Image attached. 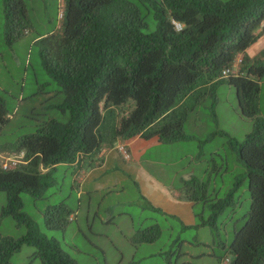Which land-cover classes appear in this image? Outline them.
<instances>
[{"label":"trees","instance_id":"16d2710c","mask_svg":"<svg viewBox=\"0 0 264 264\" xmlns=\"http://www.w3.org/2000/svg\"><path fill=\"white\" fill-rule=\"evenodd\" d=\"M61 1L59 31L39 36L36 44L44 70L64 95L59 107L69 118L49 119L35 132L0 147L2 152L24 151L26 161L15 170L0 168V191L7 195L1 215H12L29 227L25 236L1 239L0 264H9L23 244L34 247L32 258L39 264H76L56 239L34 230L20 212V195L40 198L57 166L79 169L84 160H95L104 146L117 140L185 139V102L219 84L235 88L241 115L254 123L252 133L233 142L236 158L247 171L250 205L225 261L264 264V122L257 104L264 63L255 59L248 64L242 58L238 74L220 76L262 35L264 0ZM23 5V0H6L8 26L21 17L26 20ZM8 120L0 98V127ZM196 186L201 193L189 197L206 201V186ZM231 201L230 193L212 206L220 212ZM65 214L69 212L63 203L50 206L46 225L63 228Z\"/></svg>","mask_w":264,"mask_h":264},{"label":"rangeland","instance_id":"374dc122","mask_svg":"<svg viewBox=\"0 0 264 264\" xmlns=\"http://www.w3.org/2000/svg\"><path fill=\"white\" fill-rule=\"evenodd\" d=\"M5 2L0 0V98L9 120L0 127V147L35 132L38 124L49 119L66 122L69 118L59 107L64 95L44 70L36 44L39 36L59 31L62 1L23 0L27 18L13 20L10 26ZM148 22L153 25L150 16ZM19 31L21 35L14 36ZM183 108L186 139L154 146L140 162L159 184H148L146 189L138 173L124 171V154L117 156L116 150L103 169L90 170L87 159L82 170L58 166L40 198L20 195V212L35 231L56 239L76 264H223L250 205L247 171L236 158L233 142L251 133V120L241 115L236 90L227 84L199 92ZM261 109L264 112V90ZM196 183L206 186L207 198L193 202L192 225L182 206H176L173 216L150 206L165 189L199 194ZM230 193L231 203L215 212L212 204ZM6 203L2 190L0 241L25 236L29 228L12 215H1ZM60 203L73 219L65 214L63 228H49L45 212ZM33 252L32 245L23 244L9 264H39Z\"/></svg>","mask_w":264,"mask_h":264},{"label":"crops","instance_id":"0c3cea01","mask_svg":"<svg viewBox=\"0 0 264 264\" xmlns=\"http://www.w3.org/2000/svg\"><path fill=\"white\" fill-rule=\"evenodd\" d=\"M263 52H264V31L260 36V38L253 45H251L245 51L244 54H240L239 56L242 58H246L248 60V64L255 59H259L260 62L264 63V55H262ZM259 84H260V91L257 100L258 117L264 122V112L261 109V100L264 90V79L261 80ZM251 124H252V130H254V123L252 120H251ZM185 139H181V140H185ZM162 143L164 142L160 143V141L156 137L149 140H145L142 139L141 137L136 136L123 141L117 140L112 146L106 145L100 150V152L96 154L95 160H92V162L89 163L90 166L89 169L96 170V169L106 168L107 162L110 159H112V157L114 156L113 153L111 152H116L117 150L116 152L117 156L118 154L122 156L123 154L120 153V148L122 147L126 151V154L128 155L127 157H125L124 155L122 157L124 162V171L130 173L129 171L133 170V172L138 173V175H136V177L139 178L138 181L144 186H146L147 187L146 189H148V184L157 185L159 183L152 174H149L148 171H145L142 168L140 162L142 157L146 154L145 152H147L148 149L154 146L161 145ZM83 166L84 164L81 165L80 167L81 170L83 169L82 168ZM70 167H74L75 169H77L76 165ZM99 187H102V185L100 184ZM165 190L166 191H161L160 193L158 192L159 194H157V200L154 199L151 200L152 203L150 204V206H152V208H154L155 210L165 209V211L172 216L174 215L173 214L174 211H176L177 209L176 206H182L187 213L189 220L188 223L192 225L194 223L193 216L195 215L192 212V204H194L193 203L194 201L189 197L188 193L184 195L182 193L178 194L179 192L176 191L170 192L169 189H165ZM145 201L148 202L147 199H145ZM71 218L73 219L72 214H70V219Z\"/></svg>","mask_w":264,"mask_h":264},{"label":"built area","instance_id":"2783aa9c","mask_svg":"<svg viewBox=\"0 0 264 264\" xmlns=\"http://www.w3.org/2000/svg\"><path fill=\"white\" fill-rule=\"evenodd\" d=\"M174 26L178 30L181 28V26L177 23H174ZM241 64H242V57L238 55L230 68H225L224 70H222L221 75H220L221 78L225 79L230 76H235L236 74H238L240 71ZM120 151L122 154H124L125 157L128 156L125 153L126 151L122 147L120 148ZM24 154H25L24 151H20L17 153H8V152L0 151V168L4 171L15 170L20 165L26 162ZM227 263H228V260L223 262V264H227Z\"/></svg>","mask_w":264,"mask_h":264}]
</instances>
